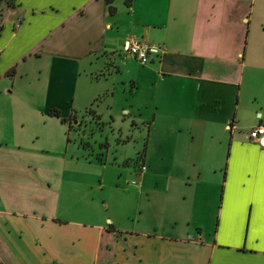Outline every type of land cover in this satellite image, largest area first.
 I'll return each mask as SVG.
<instances>
[{
  "label": "crops",
  "instance_id": "1",
  "mask_svg": "<svg viewBox=\"0 0 264 264\" xmlns=\"http://www.w3.org/2000/svg\"><path fill=\"white\" fill-rule=\"evenodd\" d=\"M111 1L114 15L107 0L14 2L18 21L0 51L41 15L54 23L33 40L36 56L89 66L97 77L133 69L124 85L143 146L134 165L119 169L108 216L106 199L104 213L70 202L90 191L83 169L0 164L1 264H264V142L249 137L264 124V0ZM129 40L164 53L135 64L122 52ZM229 141L222 206L213 212L216 183L205 173Z\"/></svg>",
  "mask_w": 264,
  "mask_h": 264
},
{
  "label": "rangeland",
  "instance_id": "2",
  "mask_svg": "<svg viewBox=\"0 0 264 264\" xmlns=\"http://www.w3.org/2000/svg\"><path fill=\"white\" fill-rule=\"evenodd\" d=\"M6 1L0 6V25L8 23L0 39V48L5 45L11 26L18 21L16 11L8 7ZM40 17L30 18L24 33L0 51V164L83 169L90 176L86 182L91 185L90 191L89 188L85 191L84 186L78 194L71 193L70 202L82 209L93 203L104 213L106 199L109 209L106 216L111 215L112 207L119 201L118 193L112 190L121 179L119 169L127 162L134 165L133 160L137 162L140 146H143V141L137 140L139 129L143 128L137 120V105L131 98L130 83L124 85L134 71L125 67L118 73L112 67L106 71L107 77L102 74L97 77L99 74H94L89 66L36 56L33 40L39 38L45 26L54 23ZM10 23L13 24L10 26ZM28 49L21 59L13 53L17 50L20 54ZM123 60L126 62L125 58ZM123 60L117 61L120 68ZM14 66V72L8 74ZM96 116L102 120L94 121ZM229 145L230 141L220 153L216 167L205 173L216 183L213 212L222 206ZM104 166L118 172H105ZM77 181H82L81 176ZM101 185L106 188L103 190ZM77 219L88 221L90 225L97 223L96 219Z\"/></svg>",
  "mask_w": 264,
  "mask_h": 264
},
{
  "label": "built area",
  "instance_id": "3",
  "mask_svg": "<svg viewBox=\"0 0 264 264\" xmlns=\"http://www.w3.org/2000/svg\"><path fill=\"white\" fill-rule=\"evenodd\" d=\"M123 54L134 58L140 65L148 66L154 58L164 53V48L159 45L143 41L129 40L125 41L122 46ZM231 130H236V126L231 124ZM249 137L253 142L263 144L264 142V124L257 125L249 132ZM146 167H141V173L145 172ZM135 184V182H133Z\"/></svg>",
  "mask_w": 264,
  "mask_h": 264
},
{
  "label": "trees",
  "instance_id": "4",
  "mask_svg": "<svg viewBox=\"0 0 264 264\" xmlns=\"http://www.w3.org/2000/svg\"><path fill=\"white\" fill-rule=\"evenodd\" d=\"M6 0H0V6H1V3L2 2H5ZM10 1V2H9ZM6 2H8V7H12V8H15L16 5H15V0H7ZM124 3L127 7H130L131 4H132V0H124ZM107 4H108V9H109V14L110 15H114L115 14V8L112 7V1L111 0H107ZM1 16V14H0ZM2 29V26L0 25V31ZM14 72V69L12 71H10L8 74H11ZM57 116V115H56ZM1 264V262H0Z\"/></svg>",
  "mask_w": 264,
  "mask_h": 264
}]
</instances>
